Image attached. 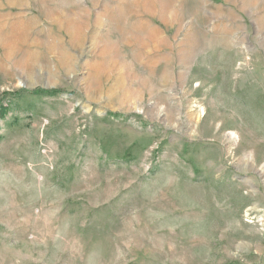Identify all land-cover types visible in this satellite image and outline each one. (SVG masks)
<instances>
[{
  "label": "rangeland",
  "instance_id": "374dc122",
  "mask_svg": "<svg viewBox=\"0 0 264 264\" xmlns=\"http://www.w3.org/2000/svg\"><path fill=\"white\" fill-rule=\"evenodd\" d=\"M0 264H264V0H0Z\"/></svg>",
  "mask_w": 264,
  "mask_h": 264
}]
</instances>
